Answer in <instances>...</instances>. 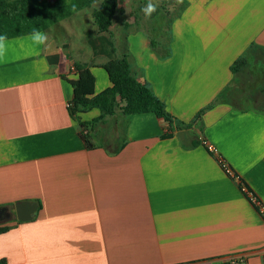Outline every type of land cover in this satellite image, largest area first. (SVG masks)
Here are the masks:
<instances>
[{
    "label": "crops",
    "instance_id": "crops-1",
    "mask_svg": "<svg viewBox=\"0 0 264 264\" xmlns=\"http://www.w3.org/2000/svg\"><path fill=\"white\" fill-rule=\"evenodd\" d=\"M185 1L164 41L120 0L108 32L93 21L96 2L43 31V45L30 35L6 40L0 209L33 203L36 211L29 221L0 219L8 227L0 263L226 264L239 256L264 264V220L241 185L264 208V0ZM123 58L164 104L173 131L161 138L169 124L153 113L117 111L85 131L87 149L79 124L100 111L68 112L73 66L91 70L98 94L110 87L102 65ZM245 90L250 98L237 96Z\"/></svg>",
    "mask_w": 264,
    "mask_h": 264
},
{
    "label": "trees",
    "instance_id": "trees-1",
    "mask_svg": "<svg viewBox=\"0 0 264 264\" xmlns=\"http://www.w3.org/2000/svg\"><path fill=\"white\" fill-rule=\"evenodd\" d=\"M96 2L98 6L93 11V21L100 33L108 32L118 11L119 0H0V36L12 39L30 35L33 29L43 32L75 13L91 8ZM243 65L244 60H238L232 65L231 71L236 72ZM102 68L108 76L110 87L98 94L94 93V75L86 65L76 63L72 70L75 78L69 80L72 87V99L68 108L70 115L85 113L94 108L100 111L99 118L79 124V135L86 148L91 149L93 146L85 131L102 123L117 111L123 116L153 113L169 124L167 132L161 138L170 137L173 118L150 89L131 74L126 59L108 61ZM7 231V226H0V234Z\"/></svg>",
    "mask_w": 264,
    "mask_h": 264
},
{
    "label": "rangeland",
    "instance_id": "rangeland-1",
    "mask_svg": "<svg viewBox=\"0 0 264 264\" xmlns=\"http://www.w3.org/2000/svg\"><path fill=\"white\" fill-rule=\"evenodd\" d=\"M164 1L165 2H163V0H159L157 11L152 15L151 18H147V19L145 17H142V14L140 13L141 7L145 3V0H120V6L124 10L126 8L132 10L134 13L133 17H136L137 15H139V18L137 17V20L138 21L142 20L140 21L141 24L145 22L146 25H144L145 27L144 26L143 27L146 28L150 36L155 38L156 41H159V40L164 41V39L167 40L168 38L170 22L175 18V16H178L182 12V9L186 5L185 0H182L181 3H176V0H164ZM121 15H122V12H120V14H117L116 16L117 25H119L120 20L122 19ZM137 25H140V23L137 22ZM247 86H248V89H250L253 92L251 85L250 86L247 85ZM238 94L239 93L237 92V96H240V97L243 96L244 98H247V99L250 98L251 96L250 93L246 90L241 92L239 95ZM251 100H254V99L251 97ZM259 101L262 102L261 100ZM241 104L244 105L245 107L252 106L250 101H247V100H244ZM260 107H264V103H260Z\"/></svg>",
    "mask_w": 264,
    "mask_h": 264
},
{
    "label": "clouds",
    "instance_id": "clouds-1",
    "mask_svg": "<svg viewBox=\"0 0 264 264\" xmlns=\"http://www.w3.org/2000/svg\"><path fill=\"white\" fill-rule=\"evenodd\" d=\"M182 0H176V3H181ZM159 0H145V3L141 7V12L143 13L144 17L151 18L152 15L157 11ZM30 39L33 43L37 45H43L48 40V35L45 32H42L39 29H33L32 33L30 34ZM6 40L7 37L0 36V57H3L5 50H6Z\"/></svg>",
    "mask_w": 264,
    "mask_h": 264
},
{
    "label": "built area",
    "instance_id": "built-area-1",
    "mask_svg": "<svg viewBox=\"0 0 264 264\" xmlns=\"http://www.w3.org/2000/svg\"><path fill=\"white\" fill-rule=\"evenodd\" d=\"M67 107H70V103L67 104ZM203 145L210 153H215V149L211 145H208L207 143H203ZM218 162L222 165V169L226 172V174H228L229 176H233L230 168H228V166H226L222 160H218ZM242 191L244 192L246 198L257 207L259 213L261 214L264 220V208L261 207V204L256 198V196L246 187H242ZM226 264H245V259L239 256L230 257L229 259H227Z\"/></svg>",
    "mask_w": 264,
    "mask_h": 264
},
{
    "label": "water",
    "instance_id": "water-1",
    "mask_svg": "<svg viewBox=\"0 0 264 264\" xmlns=\"http://www.w3.org/2000/svg\"><path fill=\"white\" fill-rule=\"evenodd\" d=\"M36 211V205L33 203H18L15 205L11 213L6 212V209H0V219L9 220L14 213L18 221H29L32 219Z\"/></svg>",
    "mask_w": 264,
    "mask_h": 264
}]
</instances>
